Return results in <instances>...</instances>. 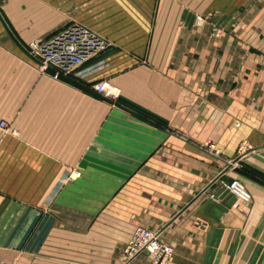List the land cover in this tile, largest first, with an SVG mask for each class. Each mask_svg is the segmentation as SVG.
Segmentation results:
<instances>
[{
	"label": "crops",
	"instance_id": "0c3cea01",
	"mask_svg": "<svg viewBox=\"0 0 264 264\" xmlns=\"http://www.w3.org/2000/svg\"><path fill=\"white\" fill-rule=\"evenodd\" d=\"M20 1L0 11V264H152L126 257L137 227L173 245L167 264H264V0H61L143 27L109 20L113 47L61 79L20 41L69 16ZM235 178L250 200L206 209Z\"/></svg>",
	"mask_w": 264,
	"mask_h": 264
},
{
	"label": "built area",
	"instance_id": "2783aa9c",
	"mask_svg": "<svg viewBox=\"0 0 264 264\" xmlns=\"http://www.w3.org/2000/svg\"><path fill=\"white\" fill-rule=\"evenodd\" d=\"M107 46L108 43L89 27L74 22L50 38L31 40L24 48L38 60L43 71L50 72L55 79H61L76 74L82 65ZM94 89L110 98H116L119 94V88L109 82L98 83L94 85ZM6 126V121L0 122V127ZM81 174L80 170L75 169L71 171L69 178L75 180ZM224 185L237 198L233 207L239 208L241 203L250 200V192L239 179L235 178ZM125 252L129 257L145 252L152 257V264H166L174 249L171 244L162 240L160 231L138 227L126 243Z\"/></svg>",
	"mask_w": 264,
	"mask_h": 264
},
{
	"label": "rangeland",
	"instance_id": "374dc122",
	"mask_svg": "<svg viewBox=\"0 0 264 264\" xmlns=\"http://www.w3.org/2000/svg\"><path fill=\"white\" fill-rule=\"evenodd\" d=\"M10 1L11 0H0V11H3L4 9H8V5L10 4ZM20 2L23 3L22 6H25L26 5V7L31 8L33 10H36V11L43 10V18H46L47 17L50 23H52V22H54V21H56L58 19H61V16L62 15H59V14H62V12L64 13V15L65 14L68 15L69 13H73V14L74 13H80V14H83V13L86 12L84 9H82L79 6V4H77L73 8L71 2L67 3V2H64V1H61V0L60 1H57V0H43V1H40V0H23V1H20ZM62 6H63V8H62ZM95 12L96 13H95V16L94 17L80 18V19L68 15L69 17H65L64 18V21L59 24L60 25L59 28H61L62 26H63V28H65L68 24H71V23H74V22L82 23V24L86 25L87 27H89L92 31H94L97 35H99L102 39H104L105 42L108 43V46L104 50L100 51L98 54H96L94 57H92L93 59L96 58V57L102 59V57L104 55V52H106L109 48L113 47V45H114V41L111 40L108 37L107 34H105L106 33L105 30H107L110 27V21L109 20H111V27H112L113 31H115L116 29L121 28V25L125 29H127L129 27L130 29H132V31H134L136 28H138V30L139 29L142 30V28H143L140 25H137L136 24V20L137 19H132V18H112V19H109L108 18L107 19V18H104V16L102 15L103 14V11L102 10L99 11L97 9ZM63 28H61V29H63ZM58 31L56 30V32H58ZM56 32H54V33H44L42 35L32 36L31 39L26 40V41L21 40L20 41V46L26 51V49L24 48V46L26 45V43H28V42H30L31 40H34V39H43L44 40V39L50 38ZM26 53L29 56H31L33 59H35L28 51H26ZM100 59L89 69V71L96 72L99 69L103 68V62ZM35 60L38 62L37 59H35ZM39 67L41 69L40 63H39ZM78 75H80L79 69L77 70V73L74 74V75H72V76H74L75 78L81 77V76H78ZM102 82H109V83H111L109 80L101 79V80L95 82L92 85V88L94 89V85H96L98 83H102ZM115 86H117V85H115ZM94 91L96 93H98L99 95H101L103 98L111 100L114 104H119L118 103V100H119L120 94H121L120 88H119V94H118V96L116 98L107 97L103 93H100V92L96 91L95 89H94ZM6 123H7V121H6ZM5 129H8V125L5 127ZM207 147L208 148H212L214 150L216 149V146H215L214 143H208ZM40 215L43 217V210L37 211L36 217L40 218ZM15 228L17 230V229H25L26 227H15ZM28 228L30 230L29 233H31L33 235L32 236L33 238H35L36 236H38L39 235V232H41V230H42V233H43V226H41V225L40 226H38V225L36 226L35 225V226L28 227ZM28 228H26V229H28ZM52 228L53 227L48 226L47 227L48 232ZM142 228L150 229V228H147V227H142ZM44 229H46V227H44ZM150 230H153V229H150ZM153 231H157V230H153ZM158 231H160V230H158ZM161 238H162V236H161ZM162 240H164V239L162 238ZM164 241L167 242L166 240H164ZM167 243H169V242H167ZM42 244H43V240H42ZM169 244H171V243H169ZM173 249H174V247H173ZM41 254L43 255V252ZM125 254H126V257L130 258L129 255L126 252H125ZM37 256H39V255H37ZM169 260L167 261V263L169 262ZM35 264H43V259H42V262L41 263L38 262V263H35Z\"/></svg>",
	"mask_w": 264,
	"mask_h": 264
},
{
	"label": "water",
	"instance_id": "95a60500",
	"mask_svg": "<svg viewBox=\"0 0 264 264\" xmlns=\"http://www.w3.org/2000/svg\"><path fill=\"white\" fill-rule=\"evenodd\" d=\"M234 195L225 187L221 189L217 194L214 195V198L211 200H208L205 208H209L211 206H217L222 210H228V208L231 207L229 204V200L233 197ZM221 199V202H218L217 199Z\"/></svg>",
	"mask_w": 264,
	"mask_h": 264
}]
</instances>
